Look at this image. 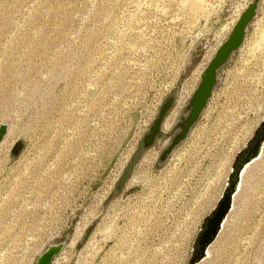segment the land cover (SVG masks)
Wrapping results in <instances>:
<instances>
[{
  "label": "rangeland",
  "instance_id": "1",
  "mask_svg": "<svg viewBox=\"0 0 264 264\" xmlns=\"http://www.w3.org/2000/svg\"><path fill=\"white\" fill-rule=\"evenodd\" d=\"M253 1L196 13L189 0H0V264H35L59 243L55 264H190L264 120V0L200 118L160 158ZM170 97L172 128L145 149ZM209 248L198 264H264V147Z\"/></svg>",
  "mask_w": 264,
  "mask_h": 264
},
{
  "label": "water",
  "instance_id": "2",
  "mask_svg": "<svg viewBox=\"0 0 264 264\" xmlns=\"http://www.w3.org/2000/svg\"><path fill=\"white\" fill-rule=\"evenodd\" d=\"M259 2L260 0H255L248 5L247 9L239 18L228 40L219 48L215 57L206 68L198 88L189 101L186 110L187 116L182 117L181 122L177 126V128L181 129V132L173 139L170 147L162 153L160 158L161 162H165L168 159L174 148L186 138L192 126L200 118L217 84L218 70L227 63L232 54L243 44L247 29L257 16ZM174 102L175 98L170 97L162 106L158 118L151 126L149 133L143 139V147L145 149L153 146L157 138L164 133L162 130L163 123L168 112L173 107ZM7 134L8 125L3 123L0 125V145ZM263 147L264 120L253 138L247 143L244 149L238 153L227 188L215 210L205 220L202 231L197 239L195 252L191 258L190 264H198L208 255L209 247L219 236L224 222L232 210L234 198L241 185L242 173L249 164L261 156ZM20 150L21 144L15 148L13 155L18 154ZM64 247V243L51 245L39 256L35 264H54V259L62 253Z\"/></svg>",
  "mask_w": 264,
  "mask_h": 264
},
{
  "label": "bare ground",
  "instance_id": "3",
  "mask_svg": "<svg viewBox=\"0 0 264 264\" xmlns=\"http://www.w3.org/2000/svg\"><path fill=\"white\" fill-rule=\"evenodd\" d=\"M189 3H190V7L192 8V10L194 11V12H196V13H201V12H203L204 10H206V8H207V6H208V3H210V2H208V0H189ZM250 4V3H249ZM247 7H248V5L246 6V8H243L244 10L243 11H241V13H239V15H238V17H237V19H236V21L235 22H233L234 24H233V29H234V27L236 26V24L238 23V21H239V18L241 17V15H242V13L247 9ZM233 31V30H232ZM222 45L224 44V43H221ZM221 45V46H222ZM220 46V47H221ZM219 50V49H218ZM217 50V51H218ZM217 53V52H216ZM212 61V59L209 61V64H210V62ZM208 64V65H209ZM208 65H207V67H208ZM206 67V68H207ZM206 68L204 69V71L202 72V75H203V73L205 72V70H206ZM202 75H201V79L200 80H202ZM198 88V87H197ZM196 88V89H197ZM196 89H195V91H196ZM194 91V92H195ZM194 94V93H193ZM184 101V100H183ZM181 102V101H180ZM176 113V112H175ZM173 115V114H172ZM174 116H176V115H174ZM169 117V116H168ZM168 117L165 119V121H164V123H163V127H162V130H163V132L164 133H168V131L172 128H170L169 130H166V128H165V123L167 124V123H170V122H166V120L168 119ZM170 118V117H169ZM172 119V118H171ZM170 119V120H171ZM175 119V118H174ZM174 121V120H173ZM170 124H172V123H170ZM169 124V125H170ZM171 126V125H170ZM167 127V126H166ZM7 136V135H6ZM6 138V137H5ZM250 165V164H249ZM248 165V166H249ZM247 166V167H248ZM247 167H246V169H247ZM246 169L244 170V172L246 171ZM244 172L242 173V177H243V175H244ZM241 186V185H240ZM240 186H239V189H240ZM224 226V225H223ZM74 245V244H73ZM210 249V248H209ZM208 252H209V250H208ZM56 259V258H55ZM55 259H54V264L56 263L55 262Z\"/></svg>",
  "mask_w": 264,
  "mask_h": 264
},
{
  "label": "built area",
  "instance_id": "4",
  "mask_svg": "<svg viewBox=\"0 0 264 264\" xmlns=\"http://www.w3.org/2000/svg\"><path fill=\"white\" fill-rule=\"evenodd\" d=\"M152 120V119H151Z\"/></svg>",
  "mask_w": 264,
  "mask_h": 264
}]
</instances>
